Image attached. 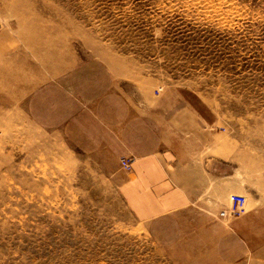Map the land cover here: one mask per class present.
<instances>
[{"label":"rangeland","instance_id":"1","mask_svg":"<svg viewBox=\"0 0 264 264\" xmlns=\"http://www.w3.org/2000/svg\"><path fill=\"white\" fill-rule=\"evenodd\" d=\"M86 67L169 136L207 129L210 197L144 219L133 157L34 123ZM232 194L245 212L222 217ZM0 264H264V0H0Z\"/></svg>","mask_w":264,"mask_h":264},{"label":"crops","instance_id":"2","mask_svg":"<svg viewBox=\"0 0 264 264\" xmlns=\"http://www.w3.org/2000/svg\"><path fill=\"white\" fill-rule=\"evenodd\" d=\"M87 67L67 76L58 86L59 95L44 90L31 99L34 123L61 130L77 145L107 150L118 160L133 157L132 184H125L127 190L133 188V203L145 205L144 219L184 208L203 196L210 197L212 171L206 168V160L194 157L196 151L203 153L212 142L207 129L193 123L189 124L192 128H186L188 139L169 136L157 120L142 109L137 110L117 92L106 71H101L99 80L100 72ZM82 75L89 82L81 84ZM218 163L215 165L218 176L214 178L219 192L238 190L237 185L224 183L226 171L222 169L223 162Z\"/></svg>","mask_w":264,"mask_h":264},{"label":"built area","instance_id":"3","mask_svg":"<svg viewBox=\"0 0 264 264\" xmlns=\"http://www.w3.org/2000/svg\"><path fill=\"white\" fill-rule=\"evenodd\" d=\"M131 160H122V165L125 169L130 170L131 169ZM246 208V197L239 194H232L230 196V209H228L226 212H222V217H227L230 214H242L245 212Z\"/></svg>","mask_w":264,"mask_h":264},{"label":"bare ground","instance_id":"4","mask_svg":"<svg viewBox=\"0 0 264 264\" xmlns=\"http://www.w3.org/2000/svg\"><path fill=\"white\" fill-rule=\"evenodd\" d=\"M246 202H247V199H246Z\"/></svg>","mask_w":264,"mask_h":264}]
</instances>
